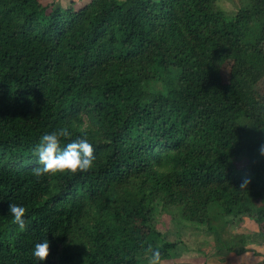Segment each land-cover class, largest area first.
Returning a JSON list of instances; mask_svg holds the SVG:
<instances>
[{
  "label": "trees",
  "instance_id": "1",
  "mask_svg": "<svg viewBox=\"0 0 264 264\" xmlns=\"http://www.w3.org/2000/svg\"><path fill=\"white\" fill-rule=\"evenodd\" d=\"M62 127L61 148L87 138L93 167L37 178L33 149ZM262 143L264 0L230 14L216 0H0V264H147L149 246L176 258L153 204L220 258L248 251L264 243Z\"/></svg>",
  "mask_w": 264,
  "mask_h": 264
},
{
  "label": "clouds",
  "instance_id": "2",
  "mask_svg": "<svg viewBox=\"0 0 264 264\" xmlns=\"http://www.w3.org/2000/svg\"><path fill=\"white\" fill-rule=\"evenodd\" d=\"M70 136L71 133L68 129L62 127L40 137L33 149L34 154L38 157L37 163L41 165L33 169V174L37 178L46 174L85 173L93 167L95 161L94 148L87 138L78 137L61 148L60 138H69ZM258 151L261 156H264V143L259 146ZM248 183L249 180L245 179L240 188L247 187ZM8 209L13 217V222L21 230H24L26 227L24 222L26 208L16 203H9ZM148 252L150 253L148 264H160L161 253L159 249H153L149 246ZM32 255L37 261L46 260L49 255V241L43 239L36 242Z\"/></svg>",
  "mask_w": 264,
  "mask_h": 264
},
{
  "label": "rangeland",
  "instance_id": "3",
  "mask_svg": "<svg viewBox=\"0 0 264 264\" xmlns=\"http://www.w3.org/2000/svg\"><path fill=\"white\" fill-rule=\"evenodd\" d=\"M42 4L52 3L63 10L70 3L77 7L81 2L88 0H39ZM247 0H216L217 5L226 13H233L239 6L245 4ZM225 67H223L222 76L225 78ZM244 159L239 158L234 163V168L239 170L243 165ZM150 213L151 224L157 230L165 235L169 240H180L183 250L176 258L169 260H161L160 264H211L213 257H221V250H216L210 240V237L191 225L183 224L179 218V214L173 209L159 205H152ZM232 223L229 224L234 230L239 226L240 217L234 216L231 218ZM263 230L264 227L262 226ZM232 231V229H231ZM233 232V231H232ZM226 256L229 253L223 252ZM148 264V259H147Z\"/></svg>",
  "mask_w": 264,
  "mask_h": 264
},
{
  "label": "crops",
  "instance_id": "4",
  "mask_svg": "<svg viewBox=\"0 0 264 264\" xmlns=\"http://www.w3.org/2000/svg\"><path fill=\"white\" fill-rule=\"evenodd\" d=\"M249 247L250 249L248 251L238 255L229 253L222 258L213 257L211 264H264L262 261V256L264 255V243L260 245H250Z\"/></svg>",
  "mask_w": 264,
  "mask_h": 264
}]
</instances>
